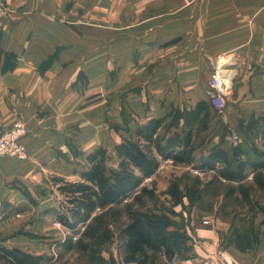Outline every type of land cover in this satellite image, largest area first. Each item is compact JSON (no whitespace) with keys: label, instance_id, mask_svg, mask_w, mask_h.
Instances as JSON below:
<instances>
[{"label":"crops","instance_id":"crops-1","mask_svg":"<svg viewBox=\"0 0 264 264\" xmlns=\"http://www.w3.org/2000/svg\"><path fill=\"white\" fill-rule=\"evenodd\" d=\"M5 1L11 14L0 20V132L22 122L28 159L0 158V215H20L22 204L30 214L42 212L37 198L33 204L30 198L48 174L80 181L79 173L89 167L87 156L117 146L120 131L132 133L121 117L124 104L114 94L116 83L111 77L102 80L117 70L118 55L110 48L101 62L103 37L115 47L123 39H145V98L134 100L136 108L145 106V122L139 125L175 110L192 111L201 102L209 120L218 114L239 125L264 116V0H145V16H136L131 0ZM9 54L16 65L4 72ZM220 66L232 76L227 99L236 105L228 110L226 103L214 108L208 95L211 74ZM199 124L192 128L195 154L197 137L208 149L236 145L224 129L202 136L207 127ZM81 160L86 165L78 168ZM197 212L182 225L188 240L181 253L171 261L157 253L154 264H264L263 220L252 221L256 242H219L233 229L247 233L250 227L241 230L236 222L215 227L217 221L210 219L207 225L214 227L204 228L196 222ZM13 238L0 247L34 253L29 247L34 242H10Z\"/></svg>","mask_w":264,"mask_h":264},{"label":"rangeland","instance_id":"rangeland-1","mask_svg":"<svg viewBox=\"0 0 264 264\" xmlns=\"http://www.w3.org/2000/svg\"><path fill=\"white\" fill-rule=\"evenodd\" d=\"M108 1L106 0L107 4H109ZM131 3L134 4L133 10L138 11L136 16H145V0H131ZM102 31L103 36L107 37L108 29L103 27ZM89 39H92L88 40L90 45L94 46L93 38ZM127 39L130 42L123 39L115 47V41L103 37L100 44L103 46V55H100L101 62L105 60L103 56L106 51L110 54V48L114 56L115 49L118 51L117 70L111 74L106 72L102 80L111 77V80L116 83L118 91L114 94H117L118 99L124 104L121 112L122 120L125 123L128 120V125L133 130L131 134L124 130L120 131L118 144L124 138L133 141L132 134L137 125L145 122V106L136 108L134 102L135 99L145 98V86L143 88V84L145 85V39ZM215 70L220 77L226 79L224 74L227 75L228 70L222 66ZM231 78H228V81ZM140 91L142 94L137 97L136 93L140 95ZM225 103V110L236 105L232 102V97ZM261 105L258 104L259 108ZM238 109L241 113L244 110L240 107ZM249 120L242 119L243 122L239 125L233 120L235 123L230 124L224 115L215 114L213 119L208 118L202 126L200 125V128L207 127V131L201 132V135L205 136L208 132L210 136L218 131L221 134V129L226 130V136L229 134L231 138L237 133L239 140L242 139L245 143L247 141V147L250 146L249 148L253 150L252 154H262L264 141L263 138L258 140L261 137L256 130L258 124L251 123L252 130L255 131L249 133V137L243 134V128H246ZM226 127L232 130H227ZM160 134L162 131L159 132V136ZM154 143V141L146 142L144 149L150 158L159 162L155 175L152 178L141 180L138 187L122 203L96 209L84 223L76 224L73 229L65 228L56 221L55 214L64 213L68 208L75 209L78 206H71L67 198L59 194L57 176L48 174V181L44 184L40 183L36 190L32 189L30 198L33 204L35 196L37 205L41 206L43 211H38L37 215L30 214L26 205L22 204L20 215H0V242L13 237L10 242H34L35 244L29 246L35 249L32 255L41 257L43 264H135L134 259L124 253L125 237L122 232L132 220L145 213L154 214L159 218L166 217L169 222L183 225L185 218L196 210L198 211L194 215L196 222L204 228L214 227L213 224H203L205 220L210 221V219L217 221L215 227L217 224L219 227L222 225L234 227L236 222L238 225L242 224V230L250 227L254 217L264 221V169L254 173L247 168L249 170L248 172L246 170L247 177L241 182L225 180L218 173L220 168L207 171L199 168V159L207 155L211 149L204 146L203 138L197 137L195 165L160 159L157 152H153ZM229 144L231 145V142ZM114 148L109 146L106 149L104 161L106 167L113 170L117 168L118 163ZM249 158L251 160L250 153ZM83 165L86 164L84 160H81L78 168ZM135 177L140 178L141 174L136 172ZM64 178L67 182L79 181L75 176ZM171 184H176L182 191L184 198L180 205L174 206L171 198L166 194ZM23 190H25L23 194L29 197V191L25 188ZM46 208H48L47 215L44 212ZM10 217L12 221L8 220ZM225 241L223 238L219 242Z\"/></svg>","mask_w":264,"mask_h":264},{"label":"trees","instance_id":"trees-1","mask_svg":"<svg viewBox=\"0 0 264 264\" xmlns=\"http://www.w3.org/2000/svg\"><path fill=\"white\" fill-rule=\"evenodd\" d=\"M15 65V55L9 54L6 56L3 71L13 70ZM206 119H208V107L201 102L192 111L175 110L164 118L153 119L137 126L133 132L134 142L124 138L115 146V156L118 160L115 170L105 165L106 150L103 148L95 150L88 157L89 167L78 175L80 181L57 180L59 194L65 196L71 206L78 207L68 208L64 213H56V221L65 228L73 229L76 224L84 223L96 209L120 204L126 200L141 180L151 177L159 167V162L146 154L144 146L148 141L155 142L154 148L160 159L193 165L195 149L192 146V128L195 122L202 126ZM254 122L258 124L257 133L264 138V116L251 117L246 128H243V134L249 137L248 132L255 131L251 126ZM127 123L128 120H126ZM179 127L181 131L176 130ZM159 131H162L160 136ZM249 147H247V141L245 143L241 139L229 150L212 148L207 155L199 159V168L202 171L220 168L218 173L223 179L241 182L247 177L249 171L247 168L254 173L264 169V152L252 154L253 150ZM249 153L251 160H249ZM245 156L247 158H244ZM136 172L141 174L140 178L135 177ZM166 194L171 198L174 206L180 205L184 198L176 184H171ZM181 228L180 223L169 222L166 217L159 218L154 214L145 213L124 228L122 232L125 237L124 253L133 258L135 264H154L157 253L163 254L168 261H171L181 253L188 240ZM257 236L258 233L250 224L247 233L233 229L226 238V242H256ZM148 252L151 253L148 254ZM0 263L43 264L39 256L3 246L0 247Z\"/></svg>","mask_w":264,"mask_h":264},{"label":"built area","instance_id":"built-area-1","mask_svg":"<svg viewBox=\"0 0 264 264\" xmlns=\"http://www.w3.org/2000/svg\"><path fill=\"white\" fill-rule=\"evenodd\" d=\"M11 14L10 8L4 0H0V19H7ZM232 78L229 81L219 80L217 70L213 72L208 84V95L214 108H223L231 91ZM25 130L19 121L14 122L8 129L0 132V158H15L21 161L28 159L26 148L23 144ZM234 143L239 142V137L233 134ZM205 220L203 224H208ZM230 264V263H229Z\"/></svg>","mask_w":264,"mask_h":264},{"label":"bare ground","instance_id":"bare-ground-1","mask_svg":"<svg viewBox=\"0 0 264 264\" xmlns=\"http://www.w3.org/2000/svg\"><path fill=\"white\" fill-rule=\"evenodd\" d=\"M7 4V3H6ZM225 72V71H224ZM224 76L226 77V79H224L223 77H220L219 76V80H226V81H228V78L230 77L228 74L227 75H225L224 74ZM16 122V121H15ZM20 122V121H19ZM14 123V122H13ZM22 123V122H21ZM24 127V126H23ZM25 146V145H24Z\"/></svg>","mask_w":264,"mask_h":264}]
</instances>
